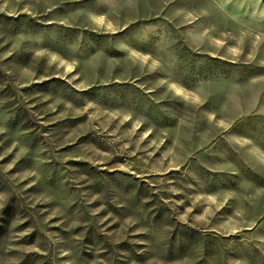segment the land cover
<instances>
[{
	"label": "rangeland",
	"instance_id": "rangeland-1",
	"mask_svg": "<svg viewBox=\"0 0 264 264\" xmlns=\"http://www.w3.org/2000/svg\"><path fill=\"white\" fill-rule=\"evenodd\" d=\"M0 264H264V0H0Z\"/></svg>",
	"mask_w": 264,
	"mask_h": 264
}]
</instances>
